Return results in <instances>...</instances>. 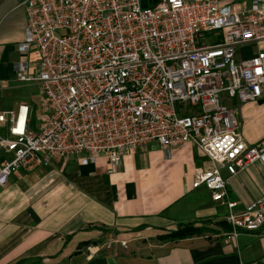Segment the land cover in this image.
Listing matches in <instances>:
<instances>
[{"label":"built area","instance_id":"built-area-1","mask_svg":"<svg viewBox=\"0 0 264 264\" xmlns=\"http://www.w3.org/2000/svg\"><path fill=\"white\" fill-rule=\"evenodd\" d=\"M20 83L37 84L40 125L21 101L0 110V186L22 169L48 167L56 156L119 165L125 152L157 141L169 152L192 143L212 163L198 169L205 187L228 206L229 235L264 227V196L243 212L229 178L264 158V139L248 144L239 105L264 96V0H25ZM256 53L247 56V46ZM38 53L28 59L32 48ZM33 68V72H30ZM3 127V132H2ZM228 176H226V174ZM127 239L111 238L127 247ZM104 245L89 246V255Z\"/></svg>","mask_w":264,"mask_h":264},{"label":"crops","instance_id":"crops-1","mask_svg":"<svg viewBox=\"0 0 264 264\" xmlns=\"http://www.w3.org/2000/svg\"><path fill=\"white\" fill-rule=\"evenodd\" d=\"M24 1L0 0L3 110L16 108L24 99H17L14 68L23 55L19 45L25 37ZM231 2L243 9L252 0ZM245 50L247 56L257 51L254 45ZM27 56L32 62L38 59L34 47ZM233 103L240 108L243 139L259 143L264 139V96ZM10 156L0 149V165ZM211 166L192 143L168 152L151 141L125 152L116 166L107 155L91 164H82L79 157L56 156L48 167L15 172L0 186V264H264V227L230 236L228 206L214 201L205 187L193 188L196 171ZM229 182L228 198L237 202L234 210L245 211L264 196V158ZM184 223L206 230L182 239L159 238ZM111 238L129 242L127 247L114 243L108 248ZM84 241L104 246L90 256L81 247Z\"/></svg>","mask_w":264,"mask_h":264},{"label":"rangeland","instance_id":"rangeland-1","mask_svg":"<svg viewBox=\"0 0 264 264\" xmlns=\"http://www.w3.org/2000/svg\"><path fill=\"white\" fill-rule=\"evenodd\" d=\"M156 0H141V5L143 7L151 6ZM246 7V6H245ZM18 83V82H17ZM16 92L19 94L17 95L18 98H24L23 100L28 101L33 105L34 108V115H33V127L38 128L40 125L39 116L42 114V109L40 108V94L37 84H29V83H22L19 82V87L16 89ZM238 105V104H236ZM0 110H3L0 108ZM3 132V127H2ZM65 160L70 159V157H63ZM94 243V244H92ZM118 244V243H116ZM121 247H124L122 244L119 243ZM89 246H99V242H90L88 245H84L85 251L88 253ZM99 252V251H98ZM97 252V253H98Z\"/></svg>","mask_w":264,"mask_h":264},{"label":"trees","instance_id":"trees-1","mask_svg":"<svg viewBox=\"0 0 264 264\" xmlns=\"http://www.w3.org/2000/svg\"><path fill=\"white\" fill-rule=\"evenodd\" d=\"M227 223V222H226ZM228 229L230 227L226 226ZM206 228L203 226H197L194 223H184L177 227V229L172 230L164 235H160V239H182L190 236H194L196 234H202L205 232ZM90 241H84L81 243V247L84 245H88Z\"/></svg>","mask_w":264,"mask_h":264},{"label":"water","instance_id":"water-1","mask_svg":"<svg viewBox=\"0 0 264 264\" xmlns=\"http://www.w3.org/2000/svg\"><path fill=\"white\" fill-rule=\"evenodd\" d=\"M79 253H81V251H78V252L76 253V255L79 254Z\"/></svg>","mask_w":264,"mask_h":264}]
</instances>
